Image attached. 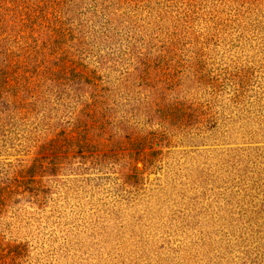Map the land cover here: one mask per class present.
<instances>
[{"label": "rangeland", "instance_id": "rangeland-1", "mask_svg": "<svg viewBox=\"0 0 264 264\" xmlns=\"http://www.w3.org/2000/svg\"><path fill=\"white\" fill-rule=\"evenodd\" d=\"M0 17V264H264V0Z\"/></svg>", "mask_w": 264, "mask_h": 264}, {"label": "trees", "instance_id": "trees-1", "mask_svg": "<svg viewBox=\"0 0 264 264\" xmlns=\"http://www.w3.org/2000/svg\"><path fill=\"white\" fill-rule=\"evenodd\" d=\"M3 18L0 17V21H2ZM7 53V51H6ZM7 67L6 65L4 66H0V93H1V90L5 89L6 88V79H7Z\"/></svg>", "mask_w": 264, "mask_h": 264}]
</instances>
